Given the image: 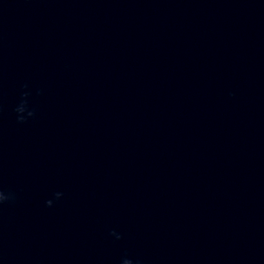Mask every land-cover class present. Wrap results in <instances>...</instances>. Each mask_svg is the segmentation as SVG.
I'll return each mask as SVG.
<instances>
[{
  "label": "clouds",
  "instance_id": "9594fccd",
  "mask_svg": "<svg viewBox=\"0 0 264 264\" xmlns=\"http://www.w3.org/2000/svg\"><path fill=\"white\" fill-rule=\"evenodd\" d=\"M26 106L25 105H22V104H19L15 111L18 113V116H17V119L20 121V122H23L25 120L26 117H22L19 113L21 110H23ZM32 112L30 111L29 113V116H32ZM9 197L5 195V193L3 191H0V202H3L5 201L6 199H8ZM49 206L52 204L49 200L46 202ZM111 235L115 236L116 239H120V234L113 231L111 233ZM121 264H139V261H134L133 259H130L128 257H124L122 260H121Z\"/></svg>",
  "mask_w": 264,
  "mask_h": 264
}]
</instances>
